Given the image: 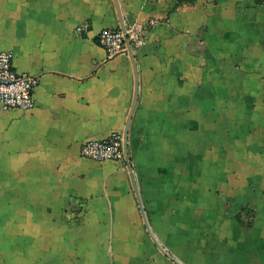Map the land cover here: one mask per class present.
I'll use <instances>...</instances> for the list:
<instances>
[{
    "label": "crops",
    "instance_id": "obj_1",
    "mask_svg": "<svg viewBox=\"0 0 264 264\" xmlns=\"http://www.w3.org/2000/svg\"><path fill=\"white\" fill-rule=\"evenodd\" d=\"M120 3L139 75L129 156L153 231L184 264H264V0ZM107 27L113 0H0V52L40 76L33 109L0 107V264H175L125 159L81 154L124 132L134 102Z\"/></svg>",
    "mask_w": 264,
    "mask_h": 264
},
{
    "label": "built area",
    "instance_id": "obj_2",
    "mask_svg": "<svg viewBox=\"0 0 264 264\" xmlns=\"http://www.w3.org/2000/svg\"><path fill=\"white\" fill-rule=\"evenodd\" d=\"M84 23L76 28L81 34L87 29ZM99 43L107 50V57L114 58L128 53L124 32L121 28H103L98 36ZM40 83V76L19 73L13 66V53L0 52V107L3 110H31L35 107L34 89ZM124 134L114 132L104 139L89 140L81 148L82 156L97 160H124Z\"/></svg>",
    "mask_w": 264,
    "mask_h": 264
},
{
    "label": "water",
    "instance_id": "obj_3",
    "mask_svg": "<svg viewBox=\"0 0 264 264\" xmlns=\"http://www.w3.org/2000/svg\"><path fill=\"white\" fill-rule=\"evenodd\" d=\"M114 4L116 6L117 12H118V17L120 20V28L122 29V31L124 32V36H125V42H126V46L128 49V53L131 57V61L133 64V68H134V72H135V94H134V102L131 108V112L128 118V121L126 123V127L124 129V159L125 162L127 164L128 169L131 171V179L132 182L134 184L135 187V192L137 194L138 197V202H139V206L140 209L142 211V215H143V219H144V223H145V227L148 231V234L150 236V238L152 239V241L154 242V244L159 248V250L165 255L167 256L169 259H171L175 264H184L180 259H178L175 255H173L165 246L164 244L159 240V238L157 237V235L155 234V232L153 231L149 218L147 216L146 213V209L141 197V194L139 192V189L137 187V180H136V176L134 174L133 171V167L131 164V159L129 156V126L133 117V113L134 110L136 108V104H137V100H138V96H139V75H138V71H137V62H136V56H135V52H134V46H133V41L129 36V32H128V28L125 22V17L123 14V10L121 8V3L120 0H113Z\"/></svg>",
    "mask_w": 264,
    "mask_h": 264
},
{
    "label": "rangeland",
    "instance_id": "obj_4",
    "mask_svg": "<svg viewBox=\"0 0 264 264\" xmlns=\"http://www.w3.org/2000/svg\"><path fill=\"white\" fill-rule=\"evenodd\" d=\"M226 150H213V154H212V157H213V162H218V164L220 163V165H221V167L223 168V171H221L220 173H222L223 172V177L224 176H227L228 175V177L227 178H229V174H231V172H232V170H231V168H232V161L229 159L230 157H228V153L226 154V152H225ZM228 152V151H227ZM215 157H217V159L215 158ZM235 162V161H234ZM236 167H238L237 168V171H239V172H241V170H242V165H240V162L239 161H237L236 163H235V168ZM246 166H244V170L245 171H249V169L247 168ZM235 173L236 172H234V174H233V177L234 176H236L235 175ZM224 179H226V177H224ZM222 180V178L220 177L219 178V182ZM215 190H218V191H220V193H224V194H226L225 192H222L221 191V188L219 187L218 189L215 187ZM225 203H221L220 205H219V207H221V209L223 208L224 210H227V208H225ZM230 211L232 212V215H234L235 213H233V211L230 209ZM228 214V213H227ZM246 216H249V215H246ZM228 217H229V215H227V216H225L224 218H222V220H221V223H223V224H225L226 223V221L228 220ZM245 220V222H248V221H250L251 220V217H246V219H244ZM216 221H218V220H216ZM216 221H214V223H213V225H215V223H216ZM228 222H229V220H228ZM218 237L220 238V236L218 235ZM216 238V237H215ZM213 241H216L215 239H213Z\"/></svg>",
    "mask_w": 264,
    "mask_h": 264
}]
</instances>
